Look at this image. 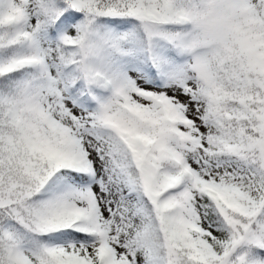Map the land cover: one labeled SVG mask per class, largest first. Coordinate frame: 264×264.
Instances as JSON below:
<instances>
[{
  "label": "snow or ice",
  "instance_id": "obj_1",
  "mask_svg": "<svg viewBox=\"0 0 264 264\" xmlns=\"http://www.w3.org/2000/svg\"><path fill=\"white\" fill-rule=\"evenodd\" d=\"M0 264H264V0H0Z\"/></svg>",
  "mask_w": 264,
  "mask_h": 264
}]
</instances>
